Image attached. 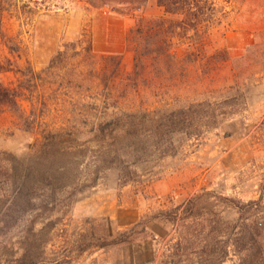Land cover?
Segmentation results:
<instances>
[{"label":"rangeland","instance_id":"1","mask_svg":"<svg viewBox=\"0 0 264 264\" xmlns=\"http://www.w3.org/2000/svg\"><path fill=\"white\" fill-rule=\"evenodd\" d=\"M216 3L221 24L140 62L157 0L127 14L63 1L58 31L38 17L22 57L19 22L0 17V61L48 82L36 108L0 114V264H264V0ZM81 34L94 57L65 48ZM122 112L126 133L95 136Z\"/></svg>","mask_w":264,"mask_h":264},{"label":"trees","instance_id":"2","mask_svg":"<svg viewBox=\"0 0 264 264\" xmlns=\"http://www.w3.org/2000/svg\"><path fill=\"white\" fill-rule=\"evenodd\" d=\"M63 1L83 5L86 9L111 10L120 14H127L140 11L150 0H0L1 19L4 20L5 17L14 18L19 22L20 26V31L17 35L18 39L8 40L10 53L18 55L19 57L23 56V53H25L23 38L26 37V34L30 35L31 29L36 25L38 17L43 19L41 24L49 29L54 26V29L58 31V26L63 23V19L58 14L52 17L51 12ZM157 3L164 10L165 16L138 27L136 37L138 34L137 38L140 42L143 41L144 47L138 46L135 49L137 62H140L142 57L152 54H155L156 57L176 58L178 51L171 48L175 45L176 37L187 39L192 31L195 32V35H199L203 29L208 30L212 26L221 24L222 19L217 17L218 11L222 15L226 16L227 14L225 6L222 4L218 6L216 0H157ZM133 38H135V35ZM84 43H87L88 46L86 48L82 47L81 49ZM67 46L69 49L70 47L74 49V56L86 55L94 57L95 53L90 35L89 37H85L81 34V38H79L75 45H66L65 48ZM67 57H69V52L66 49L64 51H58L57 55L51 60L52 65L48 68L50 74L56 75L57 67L54 66L55 61L59 58L65 59ZM103 58L112 60L115 57ZM8 64L10 65L5 66L0 61V75L16 72L21 74L24 79L20 82V85L14 88L5 86L4 83L0 82V114L4 113L5 110L19 112L21 107L20 103L23 100H29L32 102L34 108H36L39 103V97H42V93H45L42 90L46 89L48 83L43 78L45 70L44 72H39L33 66H29L14 71L11 68L12 62L10 60ZM121 67L122 60L119 59L118 67L115 71H121ZM50 74L48 73V75ZM187 113L188 110L186 109L173 112V116L175 115L179 118L178 122L174 120L175 128H177L176 126L179 122L183 121L182 117L185 118ZM30 117H25L23 114L21 117L29 131L32 130L35 122V113H32V120H30ZM135 117L136 113H119L107 123L99 124L95 127V136L97 138H105L108 135L113 136L115 134L126 133L130 127L129 119ZM179 129H182V127H179ZM225 260H219L215 264H224ZM245 262L244 260L242 264H245Z\"/></svg>","mask_w":264,"mask_h":264}]
</instances>
